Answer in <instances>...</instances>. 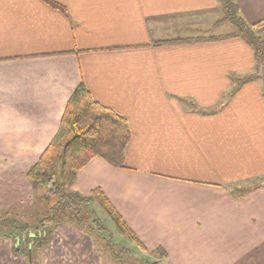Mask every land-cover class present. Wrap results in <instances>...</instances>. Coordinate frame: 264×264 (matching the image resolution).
<instances>
[{
  "label": "crops",
  "instance_id": "obj_1",
  "mask_svg": "<svg viewBox=\"0 0 264 264\" xmlns=\"http://www.w3.org/2000/svg\"><path fill=\"white\" fill-rule=\"evenodd\" d=\"M54 1L67 15L42 0H0V215L45 210L27 173L83 84L127 120L131 141L124 168L95 158L72 192L103 191L149 249L197 237L177 260L264 264V88L238 86L255 72L254 51L225 38L236 31L221 32L219 1ZM234 2L247 24L264 20V0ZM178 40L187 42L158 45ZM41 255L100 264L89 236L68 226ZM0 264L29 263L0 240Z\"/></svg>",
  "mask_w": 264,
  "mask_h": 264
},
{
  "label": "trees",
  "instance_id": "obj_2",
  "mask_svg": "<svg viewBox=\"0 0 264 264\" xmlns=\"http://www.w3.org/2000/svg\"><path fill=\"white\" fill-rule=\"evenodd\" d=\"M42 1L67 15L66 8L56 1ZM218 1L224 16L221 22H230L236 30L235 34L225 38H242L254 51L255 72L238 79V86L259 79L264 88V35L260 33L264 29V20L249 25L239 14L234 0ZM207 40L217 41L221 38ZM184 42L187 41L158 45ZM130 141L127 120L96 102L85 85L81 84L66 105L56 135L27 173L33 187L44 191L40 196L46 207L42 218L32 223L18 214L3 213L0 215V240L12 242L15 257L25 259L29 264H41L40 254L52 242L55 231L68 226L88 235L99 258H110L113 264L166 262V251L161 247L150 251L127 226L103 191L96 189L88 196L71 191L77 173L95 158L115 168H124ZM95 206L106 218L98 215ZM107 222L113 225L118 237H114Z\"/></svg>",
  "mask_w": 264,
  "mask_h": 264
},
{
  "label": "rangeland",
  "instance_id": "obj_3",
  "mask_svg": "<svg viewBox=\"0 0 264 264\" xmlns=\"http://www.w3.org/2000/svg\"><path fill=\"white\" fill-rule=\"evenodd\" d=\"M219 17V16H218ZM231 27H233L232 25H231V23L230 22H228V23H224L223 25H221V27L220 28H223V30L221 31V32H225L227 29H232ZM218 30L219 29H217V32H218ZM233 31H236V30H231V31H228V32H233ZM39 197H40V194H39ZM37 206V205H36ZM37 207H36V210L35 209H33V210H29V211H24V212H26V213H24V219L26 220V221H29V222H32V223H34L38 218H42V216H43V212H44V210H42V211H37ZM95 210H96V212L98 213V215H100V216H103L104 218H106L105 217V214L103 213V212H101V210L97 207V206H95ZM33 212V214L32 215H34L33 217H30L29 219L27 218V214H30V213H32ZM39 213V214H38ZM21 214V213H20ZM26 216V217H25ZM107 226L109 227V229L111 230V231H113V234H114V237H118L117 235V233H115V231H114V227H113V225H111V223L110 222H107ZM107 236H108V234H106ZM192 238H194L195 239V241H194V244L192 245V243L191 242H187L188 241V239H192ZM199 238V237H198ZM91 240V239H90ZM171 240L173 241V244L171 245V246H168L167 244L165 245L167 248H169L170 250H169V252H167L164 248H162L161 246H155V248H153V249H149L148 247V249L150 250V251H152V250H155L157 247H161L162 249H164L165 251H166V253H167V259H166V262H164L163 264H177V261L179 260L180 261V263L179 264H188L187 263V260L186 259H184V258H181V259H178L177 260V257H175V255L178 253L177 251H184V250H189V247H191V249H192V247L193 246H195V245H199V244H201L199 241H197V237H172L171 238ZM5 241H9V242H11L10 240H6L5 239ZM180 241V242H179ZM12 243V242H11ZM179 243V244H178ZM176 244H178L177 245V247L176 248H174L173 249V247H174V245H176ZM93 245V244H92ZM191 255V254H190ZM157 258H159V256H156ZM40 259L41 260H43V257H42V255L40 254ZM192 263V262H191ZM100 264H113V262H112V260L110 259V258H102V259H100Z\"/></svg>",
  "mask_w": 264,
  "mask_h": 264
}]
</instances>
